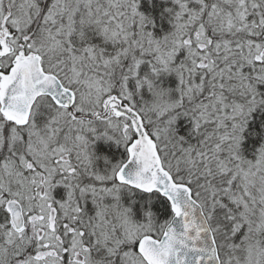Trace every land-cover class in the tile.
<instances>
[{"label":"snow or ice","instance_id":"1","mask_svg":"<svg viewBox=\"0 0 264 264\" xmlns=\"http://www.w3.org/2000/svg\"><path fill=\"white\" fill-rule=\"evenodd\" d=\"M0 264H264V0H0Z\"/></svg>","mask_w":264,"mask_h":264}]
</instances>
